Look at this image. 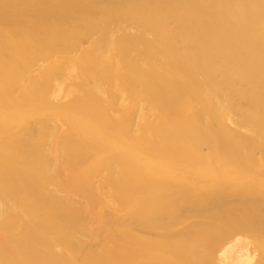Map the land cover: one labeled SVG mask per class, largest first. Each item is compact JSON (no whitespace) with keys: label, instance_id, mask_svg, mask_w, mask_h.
Listing matches in <instances>:
<instances>
[{"label":"bare ground","instance_id":"6f19581e","mask_svg":"<svg viewBox=\"0 0 264 264\" xmlns=\"http://www.w3.org/2000/svg\"><path fill=\"white\" fill-rule=\"evenodd\" d=\"M199 258L264 264V0H0V264Z\"/></svg>","mask_w":264,"mask_h":264},{"label":"rangeland","instance_id":"374dc122","mask_svg":"<svg viewBox=\"0 0 264 264\" xmlns=\"http://www.w3.org/2000/svg\"><path fill=\"white\" fill-rule=\"evenodd\" d=\"M216 259V258H215ZM202 261V262H201ZM204 261V262H203ZM211 261H213L212 262V264H216V261L214 260V259H212ZM210 261H207V262H205V260L204 259H201L200 260V258L196 261V262H192L191 264H211V262L209 263Z\"/></svg>","mask_w":264,"mask_h":264}]
</instances>
